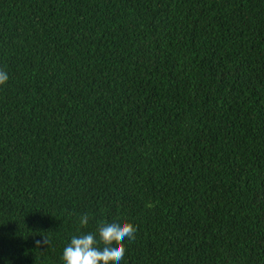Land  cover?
Instances as JSON below:
<instances>
[{"label": "trees", "instance_id": "trees-1", "mask_svg": "<svg viewBox=\"0 0 264 264\" xmlns=\"http://www.w3.org/2000/svg\"><path fill=\"white\" fill-rule=\"evenodd\" d=\"M0 69V264H264V0H0Z\"/></svg>", "mask_w": 264, "mask_h": 264}, {"label": "clouds", "instance_id": "clouds-1", "mask_svg": "<svg viewBox=\"0 0 264 264\" xmlns=\"http://www.w3.org/2000/svg\"><path fill=\"white\" fill-rule=\"evenodd\" d=\"M9 79L7 72L0 69V85ZM89 223V215L79 217V224L86 227ZM137 227L128 221L127 217L121 216L119 221L102 222L96 233H82L72 236L70 243L64 248L62 259L65 264H120L126 247V240H134ZM50 241L44 238L37 240V246L48 245ZM102 244L103 247L99 245Z\"/></svg>", "mask_w": 264, "mask_h": 264}]
</instances>
